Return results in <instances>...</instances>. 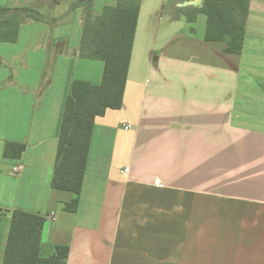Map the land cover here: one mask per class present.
Segmentation results:
<instances>
[{
	"label": "crops",
	"instance_id": "crops-1",
	"mask_svg": "<svg viewBox=\"0 0 264 264\" xmlns=\"http://www.w3.org/2000/svg\"><path fill=\"white\" fill-rule=\"evenodd\" d=\"M74 1L0 0L47 16L0 41V264L14 209L45 218L40 253L67 245V264H264V0L239 53L205 41L199 14L170 11L186 22L169 31L141 0L122 105L95 118L78 195L51 187L63 104L103 62L79 54ZM6 141L25 144L20 159Z\"/></svg>",
	"mask_w": 264,
	"mask_h": 264
},
{
	"label": "trees",
	"instance_id": "trees-1",
	"mask_svg": "<svg viewBox=\"0 0 264 264\" xmlns=\"http://www.w3.org/2000/svg\"><path fill=\"white\" fill-rule=\"evenodd\" d=\"M95 0H76L70 10L81 7L85 19L80 56L103 62L99 83L73 79L63 104L51 187L78 195L84 179L95 118L107 109L122 105L131 57L132 43L141 0H116L99 13ZM191 0H171L164 8L172 17L193 19L199 12L206 16L205 41H222L225 52L239 53L243 46L250 0H201L200 6H179ZM46 21L47 16L31 6L0 5V41L15 42L23 21ZM56 21L55 18H52ZM51 19V20H52ZM23 142L6 141L3 156L17 160L23 155ZM78 198L66 202L64 209L76 211ZM3 213L0 212V216ZM45 218L37 213L14 209L1 264H67L68 246L55 245L51 255L40 253Z\"/></svg>",
	"mask_w": 264,
	"mask_h": 264
},
{
	"label": "rangeland",
	"instance_id": "rangeland-1",
	"mask_svg": "<svg viewBox=\"0 0 264 264\" xmlns=\"http://www.w3.org/2000/svg\"><path fill=\"white\" fill-rule=\"evenodd\" d=\"M99 1L100 0H95V2H99ZM169 1H171V0H145V2L150 3L151 6H153L155 8V12L157 11V13L162 14V16H163V18H162V20H163L162 21L163 22L162 23V28L166 29V30H168L169 25H171V24H181L180 22H183V23L186 22L185 19H184V21H175L177 23H170V22H173V21H168L169 20L168 17L170 15L169 12L171 10H169L166 7L164 8L163 5L164 4H168ZM115 2H116V0H105L104 4H101L100 6H98L99 8H97V10L101 11V8H102L103 5H105V4H114ZM97 4H99V3H97ZM93 11H96V8ZM198 14H199V16L201 18H204L203 23L205 24V18H206V17H204L205 15L203 13H201V12H199ZM200 24H202V21H197L196 24L194 25L195 28L198 29ZM172 29H173V27L171 25V29L169 31H171Z\"/></svg>",
	"mask_w": 264,
	"mask_h": 264
},
{
	"label": "built area",
	"instance_id": "built-area-1",
	"mask_svg": "<svg viewBox=\"0 0 264 264\" xmlns=\"http://www.w3.org/2000/svg\"><path fill=\"white\" fill-rule=\"evenodd\" d=\"M129 126H126V128H128ZM23 169V165L18 163V164H15L13 166V171L16 173V174H19ZM125 170H127V168H125ZM53 218V216L50 214L46 217L47 220H51Z\"/></svg>",
	"mask_w": 264,
	"mask_h": 264
},
{
	"label": "water",
	"instance_id": "water-1",
	"mask_svg": "<svg viewBox=\"0 0 264 264\" xmlns=\"http://www.w3.org/2000/svg\"><path fill=\"white\" fill-rule=\"evenodd\" d=\"M180 5H192V6H200L201 5V0H191L189 2H184V3H180Z\"/></svg>",
	"mask_w": 264,
	"mask_h": 264
}]
</instances>
